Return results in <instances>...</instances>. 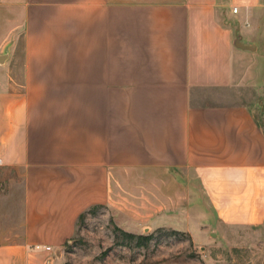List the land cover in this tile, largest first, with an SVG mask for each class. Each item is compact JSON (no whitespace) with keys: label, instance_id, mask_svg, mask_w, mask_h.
I'll use <instances>...</instances> for the list:
<instances>
[{"label":"crops","instance_id":"obj_1","mask_svg":"<svg viewBox=\"0 0 264 264\" xmlns=\"http://www.w3.org/2000/svg\"><path fill=\"white\" fill-rule=\"evenodd\" d=\"M141 195L264 224V0H0V264Z\"/></svg>","mask_w":264,"mask_h":264},{"label":"rangeland","instance_id":"obj_2","mask_svg":"<svg viewBox=\"0 0 264 264\" xmlns=\"http://www.w3.org/2000/svg\"><path fill=\"white\" fill-rule=\"evenodd\" d=\"M161 204L141 195L124 199L121 208L89 207L51 254L53 264H264V224L199 226L175 214L163 219ZM120 209L130 210V219Z\"/></svg>","mask_w":264,"mask_h":264},{"label":"built area","instance_id":"obj_3","mask_svg":"<svg viewBox=\"0 0 264 264\" xmlns=\"http://www.w3.org/2000/svg\"><path fill=\"white\" fill-rule=\"evenodd\" d=\"M231 11L233 12V13H236L237 11H238V7L237 6H232L231 7ZM35 248H40V247H38V246H36ZM46 251H50L51 250V248L49 247V246H45V247H43Z\"/></svg>","mask_w":264,"mask_h":264},{"label":"trees","instance_id":"obj_4","mask_svg":"<svg viewBox=\"0 0 264 264\" xmlns=\"http://www.w3.org/2000/svg\"><path fill=\"white\" fill-rule=\"evenodd\" d=\"M80 215H81V214H80ZM122 233H123L124 235H128V236L133 235L132 233L125 232V231H122ZM138 236H139V238H143L141 235H138Z\"/></svg>","mask_w":264,"mask_h":264}]
</instances>
